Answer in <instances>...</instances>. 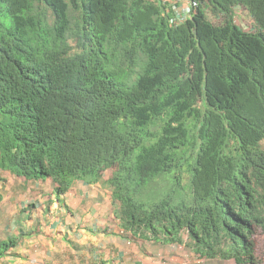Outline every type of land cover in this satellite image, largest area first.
Returning a JSON list of instances; mask_svg holds the SVG:
<instances>
[{
    "label": "trees",
    "instance_id": "1",
    "mask_svg": "<svg viewBox=\"0 0 264 264\" xmlns=\"http://www.w3.org/2000/svg\"><path fill=\"white\" fill-rule=\"evenodd\" d=\"M195 1L173 26L160 0H0V170L58 195L110 172L123 233L256 264L264 0Z\"/></svg>",
    "mask_w": 264,
    "mask_h": 264
},
{
    "label": "crops",
    "instance_id": "2",
    "mask_svg": "<svg viewBox=\"0 0 264 264\" xmlns=\"http://www.w3.org/2000/svg\"><path fill=\"white\" fill-rule=\"evenodd\" d=\"M110 175L105 172L101 183L95 184L73 181L59 196L50 179L25 180L0 170V242L15 241L0 264H152L155 258L159 263L166 260L169 249L176 251L174 245L133 239L119 228L105 186ZM173 260L179 261L178 256Z\"/></svg>",
    "mask_w": 264,
    "mask_h": 264
},
{
    "label": "rangeland",
    "instance_id": "3",
    "mask_svg": "<svg viewBox=\"0 0 264 264\" xmlns=\"http://www.w3.org/2000/svg\"><path fill=\"white\" fill-rule=\"evenodd\" d=\"M240 13V12H239ZM235 20L240 23L244 22L246 26L249 27V24H251L250 18L247 15L239 16V14L236 15ZM72 44V41H71ZM264 146V142L262 143ZM183 183H187L188 176L186 172L183 171L182 174ZM144 202H147V199L142 198ZM185 237H183L184 239ZM186 242V241H185ZM162 245V244H161ZM256 264H264V235H257L256 237ZM176 251H172L169 249V253L166 254V260H163L162 263H159L158 258H155L152 260V264H235L234 261H222V260H211V261H201L200 259H197L196 256H194V253L191 252V250L186 247L183 244H174ZM184 246V247H183ZM148 249V248H146ZM150 250V249H148ZM181 253V254H180ZM154 254H158L157 251L154 252ZM179 258L178 260H173V257ZM185 256V257H184Z\"/></svg>",
    "mask_w": 264,
    "mask_h": 264
},
{
    "label": "built area",
    "instance_id": "4",
    "mask_svg": "<svg viewBox=\"0 0 264 264\" xmlns=\"http://www.w3.org/2000/svg\"><path fill=\"white\" fill-rule=\"evenodd\" d=\"M161 4L172 13L170 25L177 26L191 19L198 7L195 0H160Z\"/></svg>",
    "mask_w": 264,
    "mask_h": 264
},
{
    "label": "clouds",
    "instance_id": "5",
    "mask_svg": "<svg viewBox=\"0 0 264 264\" xmlns=\"http://www.w3.org/2000/svg\"><path fill=\"white\" fill-rule=\"evenodd\" d=\"M55 190H56V188H55ZM57 193V192H56ZM58 195V194H57ZM63 195V194H62ZM62 195H59V196H62ZM114 214V213H113ZM118 225H119V223H118ZM132 238V237H131ZM169 245H174V244H169ZM195 255V254H194ZM196 256V255H195ZM196 258H197V256H196ZM198 259V258H197ZM202 261V260H201Z\"/></svg>",
    "mask_w": 264,
    "mask_h": 264
}]
</instances>
